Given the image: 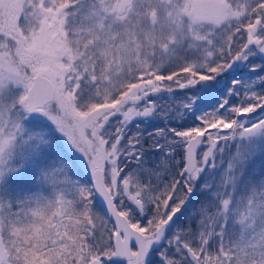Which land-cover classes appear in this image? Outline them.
Returning a JSON list of instances; mask_svg holds the SVG:
<instances>
[{
  "label": "snow or ice",
  "instance_id": "snow-or-ice-1",
  "mask_svg": "<svg viewBox=\"0 0 264 264\" xmlns=\"http://www.w3.org/2000/svg\"><path fill=\"white\" fill-rule=\"evenodd\" d=\"M0 264H264V0H0Z\"/></svg>",
  "mask_w": 264,
  "mask_h": 264
}]
</instances>
